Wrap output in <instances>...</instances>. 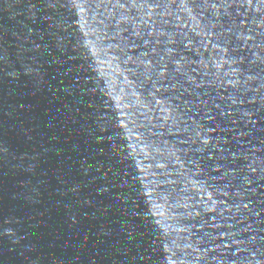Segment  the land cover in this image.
Instances as JSON below:
<instances>
[{
  "label": "water",
  "instance_id": "1",
  "mask_svg": "<svg viewBox=\"0 0 264 264\" xmlns=\"http://www.w3.org/2000/svg\"><path fill=\"white\" fill-rule=\"evenodd\" d=\"M0 264H264V0H0Z\"/></svg>",
  "mask_w": 264,
  "mask_h": 264
}]
</instances>
